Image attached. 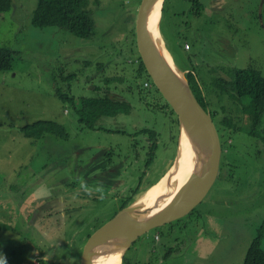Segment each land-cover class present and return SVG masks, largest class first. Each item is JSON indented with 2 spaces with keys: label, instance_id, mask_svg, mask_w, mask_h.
<instances>
[{
  "label": "rangeland",
  "instance_id": "1",
  "mask_svg": "<svg viewBox=\"0 0 264 264\" xmlns=\"http://www.w3.org/2000/svg\"><path fill=\"white\" fill-rule=\"evenodd\" d=\"M90 2L97 29L89 40L62 29L35 28L31 19L38 0H13L12 10L0 14V46L14 53L13 69L0 72V254L7 264H42V259L80 264L88 236L138 187L133 203L142 201L174 161L176 117L138 74L140 55L130 32L142 0ZM201 2L206 10L196 18L188 1L166 0L160 30L166 49L185 74L199 76L201 93L214 104L213 79L227 80L231 69L250 67L264 75V0ZM177 11L184 15L177 17ZM95 87L132 104L131 114L104 121L117 132L85 129L72 107L56 96L58 90L76 98L98 96ZM216 107L222 110L223 104ZM224 107L220 119L244 117L243 124H249L247 111L238 112L228 100ZM39 121L65 126L68 139L52 134L35 139L21 132ZM144 130L157 138L152 165L147 164L152 141L138 134ZM236 138L230 145L238 150L228 148L224 155L232 176L220 178L190 216L173 222L168 257L157 262L146 243L161 237L157 243L162 244L169 224L139 238L127 258L142 264L244 263L264 224V160L250 151L253 143L264 146L242 132L228 140ZM99 153L105 167L95 180L100 174L91 179L86 165Z\"/></svg>",
  "mask_w": 264,
  "mask_h": 264
},
{
  "label": "water",
  "instance_id": "2",
  "mask_svg": "<svg viewBox=\"0 0 264 264\" xmlns=\"http://www.w3.org/2000/svg\"><path fill=\"white\" fill-rule=\"evenodd\" d=\"M164 2L142 0L135 23L137 49L148 75L179 121L176 157L163 179L175 167L178 174L183 139L187 140L193 154V170L185 184L171 196L158 198L150 205L133 203L98 228L88 238L80 264H123L125 255L139 238L185 218L198 207L219 175L222 147L214 120L197 100L185 72L174 63L161 36ZM157 10L159 35L171 61L151 33L152 17ZM172 183L167 180L166 188Z\"/></svg>",
  "mask_w": 264,
  "mask_h": 264
},
{
  "label": "trees",
  "instance_id": "3",
  "mask_svg": "<svg viewBox=\"0 0 264 264\" xmlns=\"http://www.w3.org/2000/svg\"><path fill=\"white\" fill-rule=\"evenodd\" d=\"M180 2L188 1L190 3V11L194 17H200L202 12L206 10V6L201 0H177ZM99 5V4H98ZM166 5V0L163 5L162 17L164 14V9ZM13 0H0V14L8 13L12 10ZM93 6H91L90 0H38L36 9L32 15V25L39 29L44 30L47 28H56L65 30L67 33L80 38V39H92L96 35L97 22L95 14L93 12ZM184 15L183 12L177 11L176 16L181 18ZM136 17V16H135ZM133 17V30L131 33L134 42V49L136 44V33H135V23L136 18ZM186 40V39H185ZM186 43V41H184ZM185 49V46H183ZM169 51V50H168ZM137 53V52H136ZM13 55L14 53L7 47L0 46V72L10 71L13 69ZM139 56V54L137 53ZM172 56V54H171ZM173 58V57H172ZM178 68L186 72V69L180 67V65L175 61ZM139 68L138 74L145 75V83H149L152 88L155 89L156 94L159 98L164 101L166 108L170 109L172 114L176 117V125L179 127L178 117L168 104V102L163 98L160 92L157 90L152 79L148 75L141 57L138 60ZM101 66L98 67L100 69ZM227 76V80L224 78H215L210 84L212 91L215 93L216 102L209 103L208 99L201 93L199 83L196 77V73L189 72L186 77L191 85V89L194 92L197 100L201 106L210 113L216 124L223 127L226 136H233L237 133H244L252 138H255L259 143L264 144V75L261 71L254 69L252 67L247 69H231ZM69 79V78H68ZM203 85L207 87L205 81L202 79ZM109 85L110 80L105 82ZM145 88V85H143ZM131 88H128L130 91ZM147 89V88H145ZM151 89V88H148ZM95 91L99 94L93 97H70L67 94H63L61 91L56 92L63 102L68 103L72 109L76 112L80 125L88 130H100L102 132L114 133L117 132L112 129H108L104 121L106 119H115L120 115H129L133 111L132 104L127 99H117L115 96L111 95L112 90H104L99 87H95ZM210 98V97H209ZM228 100L236 106L238 112L246 113L249 121L252 124H243V118L234 121L233 117H223L220 119L222 111L225 112L224 102ZM223 104L222 110H219L216 105ZM243 105L241 108L240 106ZM215 106V107H214ZM246 106V107H245ZM212 107L213 110H210ZM237 123V124H236ZM104 124V125H103ZM231 131V133L229 132ZM21 132L29 138L40 139L47 134H52L58 136L62 139H68V133L65 126L50 121H39L32 125L21 128ZM119 132V131H118ZM229 132L230 134H228ZM124 133V132H120ZM139 135H148L152 143L149 145L148 160L147 164H151L155 160V154L157 149V138L155 133L144 130ZM137 134V135H138ZM178 136L175 138V148L178 145ZM176 157V150L174 152V157ZM139 187L133 190L132 195L123 200V203L119 209L122 210L127 206L131 205L135 200V195L139 191ZM90 235L88 236V238ZM264 224L258 228L254 239L251 241L243 264H264ZM42 264H46L43 262Z\"/></svg>",
  "mask_w": 264,
  "mask_h": 264
},
{
  "label": "flooded vegetation",
  "instance_id": "4",
  "mask_svg": "<svg viewBox=\"0 0 264 264\" xmlns=\"http://www.w3.org/2000/svg\"><path fill=\"white\" fill-rule=\"evenodd\" d=\"M181 30L183 31L184 29H181ZM197 37H199V36L197 35ZM247 122L249 124H252L249 120ZM214 123L216 125L217 130H218L220 141H221L222 156H221L219 175H218V178H217L215 184L213 185L211 191L213 190V188H215L214 186L217 184V182L219 181L220 178L228 179L232 176V172H229V170H230L229 169V162L228 161L224 162V155L228 152L229 149L238 150L236 147H231V145H230L232 142L237 140V138L234 140L233 139L228 140L229 136H226L223 127H220L221 128V131H220V128L218 127V125L216 124L215 121H214ZM261 144L264 146L263 143H261ZM250 151L252 153V157H263V160H264V150L257 148L256 143H253V147L251 148ZM99 157H101V153L95 155L92 158V160L86 165L87 173H88V175H90L91 179H92V175H94V173L100 174L97 177L93 178L95 180H97L96 178L103 176V168L105 167V162H104V159L98 160ZM252 164H255V163H251V166H252ZM255 166H258V165L255 164ZM261 169L264 170V168H261ZM196 208L190 214H192L196 210ZM190 214L188 216H190ZM172 224L173 223L169 224V226H170L169 231L165 233L164 242L162 244L157 243L158 240L161 239V237H157L156 241L150 240L148 242V244L146 243V248H147V251L149 252V256H152L154 258V260L157 259L156 260L157 262H162L163 260L161 258H167L171 252V249H173V247H169L166 249V244H169L170 240H174L173 237L175 235V232H174V228L172 227ZM185 236L189 237L188 233H186ZM164 250H166L165 253H163L162 255H158L159 252L164 251ZM123 264H142V263L141 262H135L134 260L127 258V256L125 255L124 260H123Z\"/></svg>",
  "mask_w": 264,
  "mask_h": 264
},
{
  "label": "bare ground",
  "instance_id": "5",
  "mask_svg": "<svg viewBox=\"0 0 264 264\" xmlns=\"http://www.w3.org/2000/svg\"><path fill=\"white\" fill-rule=\"evenodd\" d=\"M153 23L151 25V33L152 35L158 39L159 46L161 45L164 49L166 56L169 61H171L170 55L167 53L165 48L163 47L162 40L160 38V33L158 31V25L160 21V13L157 10L152 17ZM181 156L182 160L179 167V172L177 174L176 167L175 169L171 170L167 177L162 180V183L156 184L151 188L144 196V199L140 201V203H145L147 205L152 204L158 198L161 197H169L174 194L183 184H185L190 172H192L193 168V154L191 152V148L187 140L183 139L182 147H181ZM171 180L173 183L170 187L166 188V181Z\"/></svg>",
  "mask_w": 264,
  "mask_h": 264
},
{
  "label": "clouds",
  "instance_id": "6",
  "mask_svg": "<svg viewBox=\"0 0 264 264\" xmlns=\"http://www.w3.org/2000/svg\"><path fill=\"white\" fill-rule=\"evenodd\" d=\"M0 264H7L6 258L0 254Z\"/></svg>",
  "mask_w": 264,
  "mask_h": 264
},
{
  "label": "crops",
  "instance_id": "7",
  "mask_svg": "<svg viewBox=\"0 0 264 264\" xmlns=\"http://www.w3.org/2000/svg\"><path fill=\"white\" fill-rule=\"evenodd\" d=\"M72 257V256H71ZM46 260L45 259H42V263L45 262Z\"/></svg>",
  "mask_w": 264,
  "mask_h": 264
},
{
  "label": "built area",
  "instance_id": "8",
  "mask_svg": "<svg viewBox=\"0 0 264 264\" xmlns=\"http://www.w3.org/2000/svg\"><path fill=\"white\" fill-rule=\"evenodd\" d=\"M36 264H39V262H37Z\"/></svg>",
  "mask_w": 264,
  "mask_h": 264
}]
</instances>
